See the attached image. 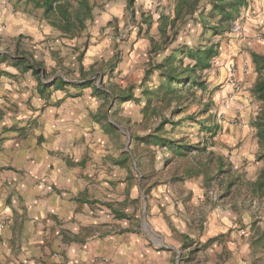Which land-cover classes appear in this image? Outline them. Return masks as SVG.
Instances as JSON below:
<instances>
[{"label":"crops","instance_id":"1","mask_svg":"<svg viewBox=\"0 0 264 264\" xmlns=\"http://www.w3.org/2000/svg\"><path fill=\"white\" fill-rule=\"evenodd\" d=\"M127 3L95 8L69 37L41 10L0 0V264H180L193 248L187 239L196 234L170 198L162 212L157 207L162 227L150 218L154 232L143 219L149 201L122 179V156H134L116 112L121 96L130 105L138 97L150 49L135 31L116 35L113 19ZM257 4L244 9L256 14L247 24L264 26ZM237 63L244 89L248 79L255 86L253 59L247 73L243 59Z\"/></svg>","mask_w":264,"mask_h":264},{"label":"rangeland","instance_id":"2","mask_svg":"<svg viewBox=\"0 0 264 264\" xmlns=\"http://www.w3.org/2000/svg\"><path fill=\"white\" fill-rule=\"evenodd\" d=\"M8 1L15 4L17 0ZM97 1L96 8L104 11L114 0ZM177 1L136 0L131 8L127 3L122 18L114 17L112 22L116 35L135 31V37L150 43L146 53L149 63L138 83V97L130 105L124 94L116 112L121 128L132 135L134 156L124 164L127 172L122 173V179L131 180L132 188L136 183L138 196L149 201L143 219L154 232L156 226L150 218L162 227L157 207L161 212L167 208V198L172 209L184 215L187 231L196 236L187 239L193 248L180 264H264V194L255 192L254 185L264 169V145L253 123L261 105L255 108L259 100L249 79L245 89L241 83L239 96L243 100L231 98L239 92L234 85L239 79L237 59H243L247 73L251 54L261 53L264 26L247 24L254 23L248 18L256 14L252 10L247 14L242 8L244 14L233 21L230 32H204L201 12L205 7L206 13L211 9L209 0L199 1L194 11L174 24ZM252 2L264 10V0ZM236 21L242 26L239 33L234 31ZM247 25L256 30V41L247 34ZM206 42L220 43V53L210 66L189 72V88L182 94L164 93L168 85H162L166 84L161 76L164 69L159 66L179 46L187 51ZM222 52L225 60L221 59ZM178 63V71H182L196 60L185 54ZM191 115L193 120H186ZM169 140L187 144V153L173 150ZM120 144L124 149V143ZM219 157L224 161L222 171Z\"/></svg>","mask_w":264,"mask_h":264},{"label":"trees","instance_id":"3","mask_svg":"<svg viewBox=\"0 0 264 264\" xmlns=\"http://www.w3.org/2000/svg\"><path fill=\"white\" fill-rule=\"evenodd\" d=\"M136 0H128V7H132ZM201 0H178L176 5V17L172 23L179 19V17L194 11L195 6L199 4ZM211 3V9L206 13V7L201 12V20L204 25V32L211 31L215 34L230 32L233 21L236 20L240 14L242 8H246L249 5V0H209ZM16 5L23 8L26 11H42V18L51 24L55 29L59 30L63 35L74 37L81 33L86 27L88 20H93L94 10L98 6L97 0H17ZM194 6V7H193ZM194 8V9H193ZM206 37L203 38V42ZM220 43L202 44V47L188 48L185 50L184 46H179L172 54L166 59L165 63L159 66L163 68L161 76L164 78L168 85L167 90L164 93H178L182 94L189 88L188 82L190 80L189 72L195 71L197 68L204 69L211 64V60L219 55ZM185 54L190 58L196 60L194 65L190 64L184 67L182 71H178L180 65L183 62ZM252 59L256 65V70L259 74L258 80L254 86V92L257 98L262 103V109L255 118V126L257 127V135L259 142L264 145V54L259 52H253ZM182 68V66H181ZM36 72L38 71L35 67ZM193 79V78H192ZM174 83L176 87H174ZM125 99H129V95H124ZM120 98H123L121 96ZM192 119L193 115L187 116L186 120ZM168 121H163V123ZM162 123V124H163ZM153 137H151L152 139ZM156 138V137H155ZM158 138V137H157ZM155 140V139H154ZM160 140V139H159ZM169 144H172L173 150H176L180 154L187 153V144L178 141L169 140ZM129 154L122 158V164H125L129 160ZM223 159L219 157L220 170H224ZM255 185V192L264 194V169L260 173Z\"/></svg>","mask_w":264,"mask_h":264},{"label":"built area","instance_id":"4","mask_svg":"<svg viewBox=\"0 0 264 264\" xmlns=\"http://www.w3.org/2000/svg\"><path fill=\"white\" fill-rule=\"evenodd\" d=\"M241 30H242V26L238 23V21H236L234 25V31L239 33L241 32ZM260 40L264 41V37L260 38ZM230 66H231L230 67L231 70L233 71V68L235 67L234 64H231ZM234 85L238 91L242 89L240 81H237Z\"/></svg>","mask_w":264,"mask_h":264}]
</instances>
